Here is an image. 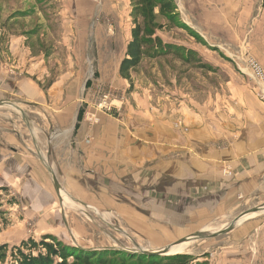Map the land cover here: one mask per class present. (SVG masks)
<instances>
[{
	"label": "rangeland",
	"instance_id": "rangeland-1",
	"mask_svg": "<svg viewBox=\"0 0 264 264\" xmlns=\"http://www.w3.org/2000/svg\"><path fill=\"white\" fill-rule=\"evenodd\" d=\"M175 2L176 22L159 17L157 23L161 27L156 29L154 38H159L158 45L155 44L158 52L160 47L164 51L170 45L180 53L143 57L140 66L131 71V84L119 74L134 27L130 0H0V55L3 64H7L5 74L14 82L25 76L33 78L46 89L57 76L63 77L67 86L77 84L80 92L77 123L84 119L90 125H98L105 115L124 120L142 114L149 125L152 117H159L172 128L187 130L179 120L185 107L193 116L206 117L209 123L230 125L235 119L236 87H248L246 95L264 102V83L250 71L252 59L264 69V2ZM16 37L28 38L32 52L26 46L23 55V45L21 51L13 50L9 40ZM11 66L16 74L9 72ZM38 114L17 93L0 97V133L12 136L17 133L23 152V156L16 157L23 169H17L15 158H3L5 161L0 163V199L4 211L0 216V246L13 247L24 240L39 241L44 236H53L67 245L87 250L142 253L139 248L160 249L198 232L212 234L226 229L242 213L264 206V197L252 202L238 199L239 205L235 206V190L228 188L227 182L224 188L219 185L207 193L193 183L176 186L185 187V196L172 198V187L168 190L166 184L169 182L161 181L162 191L169 199H175L172 203L175 212L166 206L167 198L160 211L150 206L151 190L144 191V205L141 198L139 201L132 195L136 191L112 190L114 204L105 211L97 206L88 207L86 201H79L61 187L74 203L69 199L70 204L63 206L58 193L56 208H63L65 216L59 217L58 225L54 221L57 226L49 228L38 221L29 205L30 191L40 183L32 182L24 163L29 153L34 154L42 161L44 173L52 179L53 169L39 141L46 138L44 130L48 126L42 121L47 119ZM38 122L45 128L42 132ZM50 128L45 131L49 138L59 133L53 126ZM37 179L45 184L42 175H37ZM120 202L133 206L130 211L144 219V226L125 221L116 209ZM250 223L255 229L249 233L242 231ZM78 225L81 229L85 227L83 232L71 230ZM183 231L184 235L176 234ZM190 241L191 253L187 254L208 264H264V212L235 224L231 231L215 238Z\"/></svg>",
	"mask_w": 264,
	"mask_h": 264
},
{
	"label": "crops",
	"instance_id": "crops-1",
	"mask_svg": "<svg viewBox=\"0 0 264 264\" xmlns=\"http://www.w3.org/2000/svg\"><path fill=\"white\" fill-rule=\"evenodd\" d=\"M9 42L15 51L23 45V55L26 46L32 52L28 38L16 37ZM1 57L0 97L3 94H19L31 107L33 105V109L39 111L38 115L47 119L42 121L44 125L58 130L59 133L49 138L45 134L48 127L45 129L38 122L40 131L45 129L46 135L44 141L38 139L40 147L47 154L60 187L70 191L79 201H86L88 207L110 210L114 204L112 190L136 191L132 195L139 201L141 198L144 205V191L151 190L153 201L149 203L150 206L160 211V207H165L162 202L168 199L169 204L166 206L175 212L176 208L172 205L175 199L172 198L185 196V187L176 186L187 183L196 184V187L207 193L219 185L224 188L227 182L228 188L235 190V206L239 205L238 199L252 202L264 197V102L246 95L248 87L235 88V119L230 125L223 122L209 123L206 117L199 114L193 116L185 107L181 110L184 115L179 120L183 121L187 130L172 128L159 117H152L153 121H149L152 122L149 125L148 119L142 114L124 120H114L105 115L98 125H90L84 119L78 123L76 121L80 112L77 84L75 87L72 82L67 86V81L64 82L60 76L47 89L27 76L11 81L5 74L7 64H3ZM18 63L21 64L20 60ZM9 72L16 74L14 66ZM37 118L39 120L41 117ZM147 123L150 128H147ZM0 140V163L4 159L15 158L17 169L21 168L16 158L23 153L18 134L12 136L0 133ZM10 150L12 153L7 152ZM26 158L25 171L32 175L34 184L40 183L38 188L33 187L30 191L29 205L36 212L34 215L38 221L54 228V224L60 222L59 217L65 216L63 208H56L58 192L55 182H52L53 177L51 179L50 175L44 173L39 158L32 153ZM39 174L43 176L45 184L37 179ZM163 180L169 182L166 183L169 184L168 190L172 187L171 199L162 191ZM64 190H61L60 195L63 206H67L70 203H65V197L61 194L64 192L68 196ZM117 204V212L125 221L142 227L144 219L130 211L133 206L121 202ZM255 227L250 223L242 231L247 230L249 233ZM84 228L78 225L71 230L83 232ZM176 234L180 236L185 233Z\"/></svg>",
	"mask_w": 264,
	"mask_h": 264
},
{
	"label": "trees",
	"instance_id": "trees-1",
	"mask_svg": "<svg viewBox=\"0 0 264 264\" xmlns=\"http://www.w3.org/2000/svg\"><path fill=\"white\" fill-rule=\"evenodd\" d=\"M131 16L134 27L132 39L128 43L124 59L119 67L123 79L131 82V71L138 68L145 56H158L165 52H175L170 45L158 52L159 38L155 36L159 17L176 22L177 4L175 0H130ZM264 2V0H263ZM2 190H8L2 188ZM0 199V216H3ZM0 264H208L192 254L179 253L170 256L156 254L131 253L122 250H87L65 244L53 236H44L41 240L28 239L20 245L0 246Z\"/></svg>",
	"mask_w": 264,
	"mask_h": 264
},
{
	"label": "water",
	"instance_id": "water-1",
	"mask_svg": "<svg viewBox=\"0 0 264 264\" xmlns=\"http://www.w3.org/2000/svg\"><path fill=\"white\" fill-rule=\"evenodd\" d=\"M51 172L53 173V178H54V181H55L56 189H57L58 193H60V190H61L60 184H59V182L57 180V177L55 176L54 172L53 171H51ZM262 209H264V206H259V207L250 209V210L242 213L241 216L237 217L226 229H221V230H219V231H217V232H215L213 234H204L202 232H198L196 234L187 236L184 239H181V240L177 241L174 244L181 243V242H184L186 240H190L191 238L192 239H195V238H200V239L215 238V237H217L219 235H222V234H224L226 232L231 231L234 228L236 222L240 218L244 217L245 215H247L249 213L260 211ZM170 248H171V245H168V246L163 247L161 249H158L156 251H154L155 249H153V250H148V249L146 250V249H143V248H139V249H140V252L145 253V254H156V255H160V256H170V255H168V252H169ZM136 252L138 253V251H136Z\"/></svg>",
	"mask_w": 264,
	"mask_h": 264
},
{
	"label": "bare ground",
	"instance_id": "bare-ground-1",
	"mask_svg": "<svg viewBox=\"0 0 264 264\" xmlns=\"http://www.w3.org/2000/svg\"><path fill=\"white\" fill-rule=\"evenodd\" d=\"M62 194H63L64 197H65V203H68V201H70L69 198H68V196H67L66 194H64V192H63ZM263 212H264V209H262V210H260V211H256V212L249 213V214L245 215L244 217L240 218V219L236 222V224H237V223H242V222L248 220L249 218H253V217H255L256 215H260V214H262ZM254 213H258V214H254ZM203 230H204V229H203ZM207 230H208V228H207ZM202 233L206 234L205 231H202ZM212 234H213V233H212ZM188 241H189V240H186V241H184V242L177 243V244H172V245H171V248H170V250H169V252H168V255H173V254H179V253H187V252H190L189 250H190V248H191V242H192V241H190V242H188ZM154 251H156V250H154ZM190 253H191V252H190Z\"/></svg>",
	"mask_w": 264,
	"mask_h": 264
},
{
	"label": "built area",
	"instance_id": "built-area-1",
	"mask_svg": "<svg viewBox=\"0 0 264 264\" xmlns=\"http://www.w3.org/2000/svg\"><path fill=\"white\" fill-rule=\"evenodd\" d=\"M250 69L253 77L257 78L261 83H264V69L253 59L250 61ZM262 92H264V89Z\"/></svg>",
	"mask_w": 264,
	"mask_h": 264
}]
</instances>
